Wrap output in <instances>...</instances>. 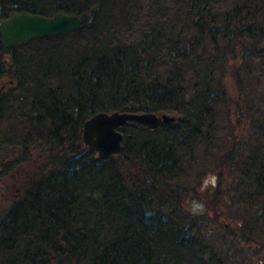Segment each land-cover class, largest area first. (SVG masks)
Returning a JSON list of instances; mask_svg holds the SVG:
<instances>
[{
	"label": "trees",
	"instance_id": "1",
	"mask_svg": "<svg viewBox=\"0 0 264 264\" xmlns=\"http://www.w3.org/2000/svg\"><path fill=\"white\" fill-rule=\"evenodd\" d=\"M150 1L0 0V20L26 10L63 11L83 22L79 31L8 51L0 37V84L13 81L0 97V121L12 115L32 133L44 130L46 146L37 153L38 173L25 178V189L0 216V264H183L198 246L197 230L215 232L208 211L182 209L189 190L176 179L183 153L204 137L224 97L216 60L234 59L250 38L264 43V0H165L158 16L147 13ZM29 47L33 53L18 50ZM230 72L240 84L238 69ZM99 111L168 113L176 120L129 121L120 128L121 151L98 157L82 143L81 127ZM0 165V178L20 169ZM250 187L262 203L258 219L264 149ZM234 232L256 253L264 250L252 219ZM226 262L210 263L237 264Z\"/></svg>",
	"mask_w": 264,
	"mask_h": 264
},
{
	"label": "rangeland",
	"instance_id": "2",
	"mask_svg": "<svg viewBox=\"0 0 264 264\" xmlns=\"http://www.w3.org/2000/svg\"><path fill=\"white\" fill-rule=\"evenodd\" d=\"M164 1L151 0L147 13L158 16ZM259 23L264 27V14L259 15ZM18 50L22 54L33 53L30 47ZM220 53L215 51L213 58H220ZM235 55L225 64L223 59L216 60L219 64L215 76L222 84L224 97L221 95L216 104L204 137L190 152L183 153L182 173L176 179V184L189 190L182 209L191 214L208 211L215 227V232L210 233L197 226L198 246L183 264H212L214 258L225 263L232 258L237 264H264V250L256 253L239 234L234 235L235 226H242L250 218L252 235L264 241V213L256 218L262 203L251 195L250 187L264 149V43L250 38L237 48ZM233 67L238 69L240 84L231 75ZM44 138V130L32 133L30 126L15 116L8 115L0 121V160L4 165L20 167L18 173L7 169L5 177L0 178V216L25 189V178L38 173L36 157L46 147ZM23 145L28 147V154L21 151Z\"/></svg>",
	"mask_w": 264,
	"mask_h": 264
},
{
	"label": "water",
	"instance_id": "3",
	"mask_svg": "<svg viewBox=\"0 0 264 264\" xmlns=\"http://www.w3.org/2000/svg\"><path fill=\"white\" fill-rule=\"evenodd\" d=\"M82 19L75 14L57 11L52 15L32 13L26 10L11 11L0 20V37L4 51L19 43L44 36H56L81 30ZM8 80L0 84V97ZM176 117L168 113L99 111L86 118L81 127V141L98 157L117 155L122 148L124 135L120 128L129 121L154 126L158 122L173 123Z\"/></svg>",
	"mask_w": 264,
	"mask_h": 264
}]
</instances>
